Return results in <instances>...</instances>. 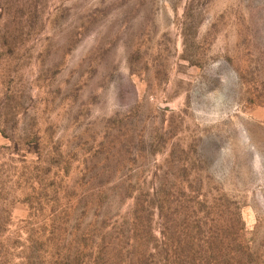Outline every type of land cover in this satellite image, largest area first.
I'll use <instances>...</instances> for the list:
<instances>
[{"label": "rangeland", "instance_id": "374dc122", "mask_svg": "<svg viewBox=\"0 0 264 264\" xmlns=\"http://www.w3.org/2000/svg\"><path fill=\"white\" fill-rule=\"evenodd\" d=\"M0 264H264V0H0Z\"/></svg>", "mask_w": 264, "mask_h": 264}]
</instances>
